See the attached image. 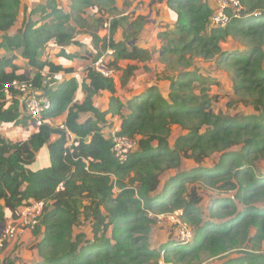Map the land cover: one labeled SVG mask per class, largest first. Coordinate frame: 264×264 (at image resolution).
<instances>
[{
    "label": "trees",
    "instance_id": "trees-1",
    "mask_svg": "<svg viewBox=\"0 0 264 264\" xmlns=\"http://www.w3.org/2000/svg\"><path fill=\"white\" fill-rule=\"evenodd\" d=\"M60 1H69L70 10ZM242 2L244 15L220 27L211 24L213 9L200 0H168L177 19L174 28L159 33L167 41L161 54L172 55L182 69L168 76L167 95L150 86L124 102L116 95L114 77L92 67L82 80L65 79L43 88L42 72L73 70L44 60L43 52L54 40L71 58L65 48L87 35L92 38L94 59L111 50L109 65L117 70L121 60L149 61L152 51L136 43L146 17L129 21L118 13L117 0H46L33 7L23 0H0V49L18 52L34 73L16 72L15 53L0 57V225L17 219L24 206L45 202L40 224L33 230L41 235L32 246L41 258L34 264H160L162 259L203 264L212 258L220 260L217 264H264V206L260 204L264 170L258 163L264 160V0ZM21 13L22 26L12 35L9 31ZM107 24L109 33L103 37L100 31ZM121 27L125 39L116 41ZM229 40L233 44L224 47ZM195 56L216 59L219 66L232 70L235 94L256 113L226 116L213 111L207 78L188 70ZM7 67L14 70L7 72ZM137 68L128 65L123 83ZM28 78L53 105L41 126L30 127L28 137L13 141L3 130L26 126L30 116L19 93L6 84ZM80 88L86 94L82 102L75 100ZM101 91L112 93L106 110L94 101ZM67 112L63 125L53 124L52 119ZM110 116L120 117V128L115 129L120 135L139 140L124 162L113 151ZM174 126L185 133L172 147ZM45 148L50 163L35 168ZM215 154L214 164L204 165ZM183 158L197 165L163 184L162 175L178 169ZM62 183L64 188L59 189ZM191 183L195 187L189 190ZM198 184L237 192L232 198L214 199L206 216ZM179 210L192 227V239L187 243L169 239L154 247L151 234L158 215ZM85 221L90 223L91 236L77 230Z\"/></svg>",
    "mask_w": 264,
    "mask_h": 264
},
{
    "label": "rangeland",
    "instance_id": "rangeland-1",
    "mask_svg": "<svg viewBox=\"0 0 264 264\" xmlns=\"http://www.w3.org/2000/svg\"><path fill=\"white\" fill-rule=\"evenodd\" d=\"M30 7H33L40 3V0H23ZM45 1V0H44ZM163 1L162 0H117V4H120V12L123 13V16H128L129 21L135 20V17L138 14L140 15H148L150 20L146 18V24L148 25V33L144 35L141 39L144 42H147L149 45V49L152 51V58L146 63H139L138 70L134 72V74L140 75L142 81H152L153 86H157L162 90H168L169 75H176L181 71L182 67L178 66L173 59L172 55L162 56L161 49L164 45L167 44V41L160 38L157 35V45L155 43V37L157 28H154L151 24V20L156 16V14L160 13L163 10ZM61 5L65 7L67 11L70 10V3L65 4L64 1H60ZM91 11V10H90ZM118 12V13H120ZM120 13V15L122 14ZM119 15V16H120ZM22 23V17L20 16L17 24L13 27V31H16ZM156 23V22H155ZM161 26V25H160ZM105 28L101 30L100 35L106 37ZM107 33V32H106ZM153 37V39H152ZM233 44L232 40H229L227 43H223L224 47L230 46ZM110 60V59H109ZM175 64V66H174ZM115 76L116 83H118L119 91H121L120 95L123 100H126L128 96V92L133 90V84L124 91V88L121 87V75L122 72L119 71ZM188 70H197L201 75L207 78L206 86L208 87V94L213 96L212 101V109L217 113H223L226 116H237L238 114H253L256 113L255 109L251 105H246L242 101H240L239 97L235 94L233 89L234 81H233V72L232 70L226 68L225 66H219L216 59L214 60H206L203 57L195 56L192 59V66L188 68ZM137 79L134 78V80ZM140 81V80H139ZM213 81V82H212ZM135 83V82H134ZM197 92L201 91L200 87H197ZM59 121L56 122V124ZM30 123L28 122L26 126ZM183 133L182 129H177L174 127L172 135L170 137V144L173 147L175 144L176 138ZM49 153V152H48ZM218 155H213L212 158L205 161L204 165H213ZM50 159V154L48 155ZM259 166L264 170V160L258 161ZM196 162L191 158H183L182 165L178 169L170 170L162 175V181H166L169 177L176 174V172L183 171L186 169H191L196 166ZM198 187V193L202 197V201L200 206L204 210L206 216H209L210 205L213 203V200L219 197H234L237 190H222L215 187H207L201 186ZM221 185V184H220ZM195 187V184L189 185V190H192ZM234 199V198H233ZM260 204L264 206V201ZM240 208H244L242 204H240ZM180 214L176 215L174 218L172 216H165L159 218L158 222L155 224L152 234H151V243L154 247H160L161 244L169 239L177 240L181 237V230L183 226L188 224L189 228L192 229L191 225L184 221ZM179 218L182 223L179 222ZM187 226V227H188ZM85 230L89 236L91 233V226L88 221H85L80 227H77V230ZM33 232V231H32ZM29 237H25V235ZM39 240V235L35 233L27 231V229H22V231L12 238L10 241L6 242L5 246L0 249V264H31L35 260L34 257H31L32 250L30 248V244ZM219 259L212 258L208 261H205L203 264H217L219 263ZM160 264H172L167 263L164 259L160 261Z\"/></svg>",
    "mask_w": 264,
    "mask_h": 264
},
{
    "label": "crops",
    "instance_id": "crops-1",
    "mask_svg": "<svg viewBox=\"0 0 264 264\" xmlns=\"http://www.w3.org/2000/svg\"><path fill=\"white\" fill-rule=\"evenodd\" d=\"M162 1H163L162 2L163 5H164L163 10L160 13L156 14V16L151 20L152 26L154 28H157V31H155L156 35L153 34V36L155 37L154 41H155L156 45H157V35L159 36V33L161 31L174 28L175 25H176V19H177L176 14L168 6V0H162ZM40 2L44 3V2H46V0L45 1L44 0H40ZM64 2H65V4L70 3L69 1H64ZM117 7H118L119 12H120L121 11L120 10V4H117ZM120 13H122V12H120ZM121 15H123V13ZM20 16L22 17V23H23L24 14L21 13ZM138 16H140V14L137 13L135 19ZM141 16L145 17V15H141ZM146 18H147V20H150L148 18V15H146ZM22 23L19 26V28L22 26ZM18 29L16 31H13V28H12L9 31V33L14 35V34L17 33ZM105 29H106L105 30V34L108 35L109 30L107 28H105ZM148 29H149L148 25L145 24L143 29L141 30L140 34L138 35L137 40H136L137 45H139L142 48H146V49H149L150 47H149L147 42H144L141 39L144 37V35H147L146 33H148ZM114 39L116 41H121V40L125 39V34H124V28L123 27L118 29L117 33L114 36ZM152 39H153V37H152ZM78 41H79V43L70 44L69 46H67L65 48V52L67 54H69V55L70 54L72 55L71 58H69L67 55L63 54V48L61 46L57 45L54 40L49 43V45L46 47V49L43 52L42 58L44 60H50V61H52V62H54L56 64L64 65L65 68H72L73 69L71 72H67V71H64V70L61 71L64 74L65 79L75 78V79H78V80H82L83 78H85L87 76L88 69L90 67L96 69V67L94 65H95V62L97 60H95L94 56H93V52H95V50H94L92 38L87 36V35H81L80 37H78ZM14 53L17 54V58L15 59L14 63L16 65H18V67H19V69L16 72H18V73L25 72V73L28 74V76H33L34 73H33L32 67L29 65L27 59L23 58L18 52L11 53V52H8L5 48H1L0 49V57H10ZM139 63H146V62L133 61V60H121L120 63H119V69H120L119 71L122 72L121 79H120L121 87H123V88L127 87L128 88L131 85V83L133 84V90L128 92L129 93L128 94L129 97H127L126 100H123L124 98H122V96L120 95L121 91H119L118 83H116V89H117V94L116 95L119 96L124 102H127L130 98H132L137 93H140V92L144 91L145 89L149 88L150 86L154 85L151 80L150 81H142L141 77H139L140 75H137V74H133L132 76L129 77V79L126 81V83H123L122 77H123V74H124V70L130 64H135V65L139 66ZM13 70L14 69L12 67H7L6 68L7 72H12ZM137 70L138 69H136V71ZM75 72L80 73V77L79 78H76L74 76ZM117 73H118V71H117ZM117 73L115 74V76L117 75ZM115 76H114V79H115V82H116V77ZM136 77H137V79L134 80V78H136ZM168 84H169V87H170V82ZM125 88H124V91L127 92V90ZM160 90L165 95H167L168 92L170 91V89L164 91L161 88H160ZM111 96H112L111 92H109V91H101L94 98L96 106H98L101 110L108 109V107L110 105ZM85 97H86V94L80 88L77 91V93H76L75 100L82 102ZM22 111H23L24 114H26L24 108H22ZM125 112H128V110L126 109ZM67 114H68V112L63 114V115H61L58 118L52 119L53 124H55V125H63V123L66 121ZM88 115L90 116V114H88ZM83 117H85V115ZM109 119H110V121L113 122L112 127H114V128L109 129L108 132H110L111 130H115V129L117 130L118 128H120V125H121L120 117H118V116L111 117L110 116ZM57 121H59V123L56 124ZM28 122L30 123L28 126H22V125L8 126V128H5V130H3V135L7 139H10V140H13V141H17V140H20V139L28 137V135L30 134L29 132L31 130L30 127H32V123H31L30 117L28 118ZM174 127L177 128V129L178 128L182 129L179 126H174ZM174 127H173V129H174ZM184 133H185V131L183 130L182 134H184ZM54 139H56V137H54ZM48 155H49L48 149L47 148L43 149L38 154L37 160H36V162L34 164V167L35 168H41L43 165L49 164L50 163V159L48 158ZM162 182L164 184V181H162ZM11 220H13V219H10L8 221H11ZM27 231H29L32 234H34V232H32L33 230L27 229ZM25 237L27 238L29 236L26 234ZM40 238H41V235H39V240H40ZM38 241H36V242H38ZM36 242H34V243L29 245L31 250H32V253H33L31 255V257H34V259H35L33 261V263H31V264H34V263L39 262L41 260L39 254H38V251L35 248H32V246Z\"/></svg>",
    "mask_w": 264,
    "mask_h": 264
},
{
    "label": "built area",
    "instance_id": "built-area-1",
    "mask_svg": "<svg viewBox=\"0 0 264 264\" xmlns=\"http://www.w3.org/2000/svg\"><path fill=\"white\" fill-rule=\"evenodd\" d=\"M202 3L211 6L213 13L211 15V24L214 26L226 27L234 18H240L244 15L245 6L242 0H200ZM109 30V24L106 25ZM112 55V51L108 50L105 55L100 57L95 62V67L106 77H114L117 73V69L109 65V59ZM42 87L52 86L55 87L65 80L64 74L59 72L44 71ZM74 76L76 78L80 77V73L75 72ZM6 87L13 88L19 93L22 102L25 104L26 111L30 116L32 127L38 128L41 126L45 119L44 114L52 107L53 103L51 98L44 93V90L36 87L33 82V78H28L25 80L15 79L12 82L6 84ZM110 137L113 141V151L115 156L124 162L129 158L131 152L135 151L139 146V140L137 138L129 137L127 135H120L116 130L110 131ZM63 183L60 185L59 189H63ZM45 209L44 201H36L31 204L24 206L20 215L17 219L8 221L5 223L0 236V249L3 248L6 242L10 241L16 235H18L22 229L34 230L40 224V217ZM182 211H176L172 214H167V216H172L173 218L180 214ZM151 216L154 215L152 212ZM165 216V214H159L158 218ZM179 222L182 223L179 218ZM188 224L183 226L181 230V237L179 240L183 243L189 242L193 237L192 229L189 228Z\"/></svg>",
    "mask_w": 264,
    "mask_h": 264
},
{
    "label": "water",
    "instance_id": "water-1",
    "mask_svg": "<svg viewBox=\"0 0 264 264\" xmlns=\"http://www.w3.org/2000/svg\"><path fill=\"white\" fill-rule=\"evenodd\" d=\"M132 42H135V40H133ZM5 227V223H3L2 225H0V236H1V232L3 230V228Z\"/></svg>",
    "mask_w": 264,
    "mask_h": 264
}]
</instances>
